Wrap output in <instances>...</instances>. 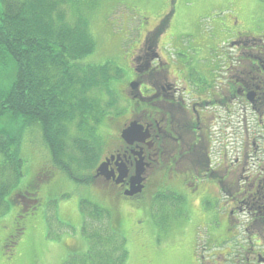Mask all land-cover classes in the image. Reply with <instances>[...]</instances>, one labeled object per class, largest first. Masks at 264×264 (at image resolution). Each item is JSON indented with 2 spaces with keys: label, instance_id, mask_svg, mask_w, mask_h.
Masks as SVG:
<instances>
[{
  "label": "rangeland",
  "instance_id": "1",
  "mask_svg": "<svg viewBox=\"0 0 264 264\" xmlns=\"http://www.w3.org/2000/svg\"><path fill=\"white\" fill-rule=\"evenodd\" d=\"M60 1L66 21L70 25L84 21L96 41L94 53L84 58L82 63L102 65L110 62L113 67L120 69L121 76L111 82V88L115 89L114 94L111 95L104 88L94 89L87 95L91 101L97 103L96 116L99 117L96 127V117L90 121L92 127H95V134L89 135V140H86L88 147L98 156L93 168H90L92 164L82 161L85 158L80 157V152L74 147L72 141L82 137V134L72 128L68 132L65 153L75 160L80 159L77 173L74 171V178L71 179L55 170L49 182H43L39 189L41 206L34 214L22 219L20 224L23 233L8 253H4L2 247L6 236L10 234L19 207L13 204L10 211H0V264H101L103 261V256L98 254L96 247H90L88 234L94 230L105 234L107 220L97 218L95 211L97 206L105 209L107 199L101 193L94 197V186L76 178L93 174L99 160L108 150L109 143L116 139L118 125L113 117H117L127 106L124 92H128L127 86L136 73L134 60L138 55L149 53L146 49L145 52L141 50L146 39L154 40L152 52L166 56L165 58L162 55L163 66L177 63L178 60L186 61L187 68L191 67L193 70L190 71L191 80L197 81L193 78L199 74L195 70L201 67L200 71L203 73L206 66L217 68L220 61L225 60L222 59L226 53L223 46L236 36L248 38L250 32L264 31V0ZM231 54L238 55L235 51ZM235 70L236 74L247 72L246 66H236ZM169 71L170 69L161 74L168 75ZM236 76L232 72L230 78ZM245 80L257 85L256 79L245 76ZM209 82V78L204 81L205 84ZM129 96H132L131 93ZM110 102L114 105L110 106ZM246 107L251 110L249 105ZM217 116L224 122L227 119L224 111H220ZM231 119L233 126L231 129L226 128L224 133L242 139V110L234 108ZM256 124L257 119L253 114V136L261 132ZM214 130L219 131L216 128ZM89 131L92 130L88 129L86 132ZM24 139L20 143V154L25 162L23 177L12 192L32 181L36 171L40 172L47 165L51 166L46 162L49 154L40 139L37 137L23 145ZM49 188L56 191L55 194H45ZM121 201L119 205L110 207L120 217L122 227L119 231L127 238L126 243L124 242L128 252L125 264H218L217 255L212 249L208 251L206 246L209 231L213 229L214 212L216 216L218 212L209 199L206 204L211 210L206 211V216L200 218V221L204 219V225L198 229L200 224L194 220L191 205L183 208L172 206L169 218H163L156 213V216L151 217L156 227H150L148 219L141 214V208L134 206L135 202ZM110 202L114 201L111 199ZM132 206L136 212L133 215L129 214ZM166 209V206H157L156 212L163 215ZM185 226H188L186 230ZM138 227H144V230H139Z\"/></svg>",
  "mask_w": 264,
  "mask_h": 264
},
{
  "label": "flooded vegetation",
  "instance_id": "2",
  "mask_svg": "<svg viewBox=\"0 0 264 264\" xmlns=\"http://www.w3.org/2000/svg\"><path fill=\"white\" fill-rule=\"evenodd\" d=\"M153 41L146 39L141 50L149 53L134 60L136 73L124 92L127 106L113 117L116 139L92 180L104 185L101 190L114 204L135 202L142 209L164 196L171 208L191 205L199 227L211 210L209 199L218 212L207 246L218 264H264V36L253 42L235 37L223 46L225 62L208 67L204 79L210 82L200 85L188 80L191 67L185 72L172 63L163 66L159 53L152 52ZM236 66H246L247 72L236 74ZM234 108L244 114L242 139L224 133L233 126ZM220 111L225 122L217 116ZM253 114L261 129L256 136Z\"/></svg>",
  "mask_w": 264,
  "mask_h": 264
},
{
  "label": "trees",
  "instance_id": "3",
  "mask_svg": "<svg viewBox=\"0 0 264 264\" xmlns=\"http://www.w3.org/2000/svg\"><path fill=\"white\" fill-rule=\"evenodd\" d=\"M61 3L60 0H0V211H10L13 204L19 207L10 234L4 240V253L10 252L22 235V219L39 210L42 203L39 189L43 182L48 183L55 170L71 179L74 171L77 173L80 159L65 153L72 128L82 134L72 141L74 147L85 158L82 161L93 168L98 156L86 140L95 134L99 117L97 103L87 95L104 88L114 94L111 82L121 76L120 69L110 62L82 63L94 53L96 41L84 21L75 25L66 21ZM95 117L92 127L90 121ZM88 129L92 131L86 132ZM37 137L49 154L46 162L51 166L36 171L32 181L12 192L23 177L25 162L20 143L24 139L25 145ZM76 180L94 186L98 192L104 186L96 185L90 175ZM55 192L49 188L45 194ZM101 210L97 206L95 216L102 220L106 212ZM108 219L104 235L100 230L88 234L90 247H96L103 256L101 264H125L127 238L119 231L121 219L115 213Z\"/></svg>",
  "mask_w": 264,
  "mask_h": 264
}]
</instances>
